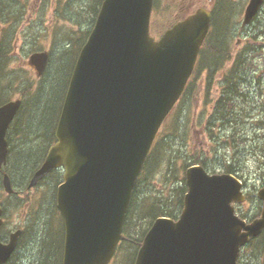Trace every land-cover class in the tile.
Wrapping results in <instances>:
<instances>
[{
    "label": "water",
    "instance_id": "1",
    "mask_svg": "<svg viewBox=\"0 0 264 264\" xmlns=\"http://www.w3.org/2000/svg\"><path fill=\"white\" fill-rule=\"evenodd\" d=\"M262 1L249 0L243 25ZM151 8L152 0L102 1L70 79L56 142L28 185L63 169L56 193L64 224L61 264L109 263L136 178L208 32L210 13L200 8L154 41L148 34ZM45 59L31 57V64L41 72ZM18 107V101L0 107V168L6 162L5 133ZM185 185L178 219L153 222L134 264H237L240 248L264 229V187L257 192L260 216L247 224L234 214L232 204L244 196L233 176L192 166ZM2 186L12 193L7 175ZM1 214L0 209V226ZM19 235L18 230L0 242V264L14 252Z\"/></svg>",
    "mask_w": 264,
    "mask_h": 264
},
{
    "label": "rangeland",
    "instance_id": "2",
    "mask_svg": "<svg viewBox=\"0 0 264 264\" xmlns=\"http://www.w3.org/2000/svg\"><path fill=\"white\" fill-rule=\"evenodd\" d=\"M0 2L7 6L25 7L23 19L18 20L15 31H8L6 35L5 31L0 30L1 35H4V40L7 37L6 49L8 53L7 66L4 70L0 69V91H5L4 95H7V99H15L24 90L27 103L23 116L27 115V117L23 119L22 116L18 128H20V132L29 131L28 134H31L37 128L39 130L44 123V119L42 120V117L38 116L37 113L41 111L43 105L49 103L51 92L56 89V83L62 75L61 73H47L43 83H39L40 80H37L35 73L30 72L32 69L27 66V59L34 46L47 45L49 41L43 38L37 40L36 36L30 33V31L34 32L35 29H29L26 34H22L25 29H20L24 26L29 27L26 24L27 18L35 7L40 5L51 6L46 10L49 13L50 22L55 27L53 33L61 31V37L65 38L64 35L69 32L66 28L69 22L75 24L76 31L91 28L94 19L92 9L97 1L0 0ZM229 2L232 6L230 25L225 34L224 30L218 34L223 36L224 45L228 44L227 49L233 58L243 54L249 59L250 66L245 70L242 81H240V88L244 92L249 90L251 99L246 98L244 100L240 97L236 99L234 117L237 122H232L223 131L215 130L218 140L210 139L202 126L207 117L208 107L214 92L211 93L210 90L208 101L204 96L196 94L191 99V103H186L184 107L182 104L177 106L172 117L164 123V126L167 123L170 125L169 130H165V127L162 128L161 137L164 132H174L173 127L174 124L178 123V119H180L179 133L181 137L178 142H174L177 139L166 138L165 152L158 153L159 142L156 144L157 153L156 150L155 153L152 152L153 155L149 164L135 186L133 212L136 211L135 208L139 207L141 199L145 196H151L153 199L162 198V195L167 193L166 187L174 183L171 180H166L169 170H171L172 176L181 178L180 168L199 158L207 171L213 174L224 172L226 164L231 165L233 163L237 167L234 170L241 176L243 192L246 195V200L243 203L236 204L237 213L250 219L261 209V203L257 199L256 193L264 185V157L263 153H259L257 145V142L261 141V128L258 122L264 117L262 108V101H264V6L253 23L242 28V15L248 0H229ZM211 5L212 0H158L152 17V34H162L168 26L183 15L199 7L210 8ZM55 11H58L59 14L56 15ZM45 12L40 13L41 17L44 16ZM51 35L54 38V35ZM247 46L251 50L249 55L245 51ZM47 47L45 46V48ZM52 82L53 84L50 86ZM245 108L250 113L246 120L244 118L247 114L242 115ZM236 124L238 125L236 126ZM233 128L235 130L238 128L239 131L233 135L234 141L232 142L226 137L232 135ZM16 130L17 127L13 126L9 131L8 139L14 146V150L9 154L8 163L4 170L11 177L16 194L7 196L3 192L0 172V203L5 209L4 225L0 231V236L5 237L16 229L22 230L19 248L10 264H53L54 259L57 258L56 253L58 255L56 247L59 240L57 231V219L59 217L55 210V188L58 180L53 175L48 182H44L39 188L26 190V179L40 159L39 156L30 151L31 147L34 146L33 144L17 142L22 141L19 138H24V135L21 137L19 132H15ZM170 137L172 138V136ZM168 142L171 150L167 147ZM234 154L237 155L233 156ZM174 202H176V198H174ZM173 205L175 204L171 206ZM143 211L145 209L139 208L136 213L140 214ZM175 213H177L176 210ZM146 224L147 221L136 224L138 227L135 228V231L138 234L143 232ZM133 235L136 236V232ZM125 249L126 246L122 244L119 255L117 251L110 264H132L134 252L125 251Z\"/></svg>",
    "mask_w": 264,
    "mask_h": 264
},
{
    "label": "trees",
    "instance_id": "3",
    "mask_svg": "<svg viewBox=\"0 0 264 264\" xmlns=\"http://www.w3.org/2000/svg\"><path fill=\"white\" fill-rule=\"evenodd\" d=\"M101 0H98V3H100ZM216 5H221L222 8H224L225 0H215ZM212 18H211V25H210V31L209 34L200 50L199 58L195 67V70L193 72V75L191 79L189 80L185 92L182 96V100L185 101L186 99H189L191 96H193L198 88L199 79L201 77L202 71H206V74L204 76L205 80V90L206 92L209 91V88L213 85V80L216 77V73H213L216 69H226L225 73H221V92H220V98L218 103L213 107L212 114L213 116H216L215 114L220 115L219 118V124L221 126H224L228 123V118L231 116L232 108H234L232 101L234 100V96L243 93V91L240 89V80L242 79L243 74L245 73V70L249 68L250 61L248 58H246L243 54H240L238 56L232 57L229 49H227L228 44L224 45V39L223 36H220L218 34L220 32V29H224V34L227 32L226 26H229V23L224 24L223 22H219L216 18V14L218 13L220 17H222V21L225 20L226 15L225 11L222 9L220 12L212 11ZM246 53L249 51V47L247 46V49L245 50ZM217 58V59H216ZM1 60V57H0ZM228 65V66H227ZM55 94V92H54ZM53 102L51 101L48 103V107H52ZM217 106V107H216ZM40 112L37 113L38 116H40ZM50 114V110L47 109L44 112V116H47V119L44 123H42V126H40L41 130H44V126L47 128L48 125V116ZM39 118V117H38ZM224 120V123H223ZM45 124V125H44ZM261 128H262V142L261 144L264 145V119L261 121ZM44 125V126H43ZM210 123H208L209 128ZM214 127V126H213ZM226 127V125L224 126ZM39 129V130H40ZM174 132L170 133L169 136L170 139H177L174 142H178L180 136L179 129L180 124H174ZM35 133H38V128L36 131L31 133V135H34ZM166 136L161 137L159 139L158 144V153H161V151H166ZM157 142V143H158ZM155 143L154 147V153L156 150L157 153V147ZM170 150L171 147L168 142L167 146ZM152 156V152L147 157L145 167L147 166V163L149 159ZM264 157V155H263ZM192 164L199 163V159L190 161ZM203 165V163L201 162ZM191 164H185L183 165L181 169V178H176L175 176H172L171 170H169V173L166 176V180H171L172 184L166 187L165 191L166 194L162 195V198L156 197L152 198L150 197H144L142 198V201L138 208H135L136 211L139 208L145 209L140 214H137L136 211H132V207L135 203L134 194L135 190L132 193L131 201H130V207L127 212V218L126 223L124 226V233L127 235V237L134 243L135 249H137L140 245L141 238L143 236V232L141 234H136L134 228L136 224H139L141 222H146L147 225H150L153 220H155L157 217L164 216L172 219H176L179 212L182 208V200L183 195L185 193V186H184V178H183V172L187 166ZM171 169V167H170ZM226 172L230 174H237V171L233 169L232 165H226L225 166ZM174 198H176V202H174ZM172 204H175L171 206ZM175 210L177 213H175ZM241 218H244L242 214H239ZM257 216V215H256ZM62 232V230H61ZM3 237L0 236V240H2ZM61 240V237H60ZM58 250V255L56 253L57 258L54 259L53 264H60V256H61V250L60 245L56 247V251ZM55 256V257H56Z\"/></svg>",
    "mask_w": 264,
    "mask_h": 264
},
{
    "label": "flooded vegetation",
    "instance_id": "4",
    "mask_svg": "<svg viewBox=\"0 0 264 264\" xmlns=\"http://www.w3.org/2000/svg\"><path fill=\"white\" fill-rule=\"evenodd\" d=\"M50 7L51 6H44V5L35 7V9L32 12H30V16L27 18L26 24L29 27L24 26L20 29V30L25 29L22 34H26L29 29H35L34 32L30 31V33L32 35H35L37 40L43 38V39H48L49 41L47 45H37L38 47L34 46L33 51L30 53L27 59V66H29L32 69L30 71L31 73H42L40 76L37 75V80L38 81L40 80L39 83H43V79L45 78L47 73H61L62 75V77L56 83V89L54 90L55 94L54 92H51V98L49 100V103L51 101L53 102L52 107L49 106V108H47L48 107V104H47V105H43L41 108L40 116L42 117V120L44 119V122L47 119V116H44V112L47 109L50 110V114L48 116V119H49L48 126L54 123L56 124L58 120L62 101H63L64 95H65V92L68 86L70 75L73 72L76 58L78 56L80 48L85 44L88 38V35L90 33V27L84 31L83 30L76 31L75 24L72 22H69L68 26L66 27L69 32H67L64 35L65 38L61 37L60 35L61 31L60 32L56 31L55 33H53L55 30V27L53 26L54 24L52 25V23L50 22L49 13L46 10ZM24 8H25L24 6H21V7L4 6V8H1L0 10V24H1L0 30L5 31L6 35L8 34V31L10 32L15 31L17 29L18 20L23 19V14L25 13ZM44 12H45L44 16L41 17V14H43ZM55 13L56 15L59 14L58 11H55ZM94 14H95V11L93 10V15ZM51 34L54 35V38L52 37ZM153 38L157 39V37L155 36H153ZM6 41H7V37L4 40V35H1L0 33V57H1L0 69L1 70H4L6 68L7 62H8ZM45 46H48V47L45 48ZM35 56H41V57L46 58V64L44 66L43 71L41 72L37 70L35 65H34L35 67L31 65V57H35ZM213 73H225V71L215 70L213 71ZM221 78L222 77L220 75L216 76L215 78L216 82L219 85L221 82ZM52 84L53 82L50 84V86ZM213 92H214V95L212 98V101H213L212 104L214 107L216 104L218 106L217 102L219 101V98H220L221 88L219 86H215L213 87ZM200 95L204 96L206 99L205 86H200L198 96ZM18 98L22 101V103H21V106L18 112L16 113L17 115L14 120H16L19 115L21 114L23 115V112H24V106H23L24 99L21 96ZM246 98L251 99V93H249V90H246L244 92L243 99L245 100ZM245 113L247 114L246 116H245ZM54 114H55V117H54ZM215 115H216L215 118L217 119V122L219 123L220 115L218 114H215ZM242 115L245 116L244 120L248 119L250 116L249 110H246V108L245 110L243 109ZM25 117H27V115H25ZM53 117L55 118L54 120H53ZM233 117H234V113H233ZM206 119L207 118H205V120ZM232 122H234L233 119L229 122L228 125H231ZM237 125L238 124H236V126ZM203 127H204V132L208 133V137L210 139H213L212 138L213 134L208 129H205V125ZM238 131H239L238 128H236V130L235 128H233L232 135H230V138H232V136ZM52 135L46 133L45 131L38 130V133L28 138V144L34 145L33 147H31L30 151L36 154L37 156L45 157L47 150L55 142V138L53 136L54 138V141H53ZM10 150L13 151L14 147H12L11 144H8V151ZM53 173H55L56 177L58 178V182L60 184L61 170L54 171ZM262 237L263 235L257 238L256 240L254 239L251 240L248 243V245L243 249V258H244L245 264H264V242H262V239H263Z\"/></svg>",
    "mask_w": 264,
    "mask_h": 264
},
{
    "label": "bare ground",
    "instance_id": "5",
    "mask_svg": "<svg viewBox=\"0 0 264 264\" xmlns=\"http://www.w3.org/2000/svg\"><path fill=\"white\" fill-rule=\"evenodd\" d=\"M261 28V27H260ZM217 59V58H216ZM226 72V71H225Z\"/></svg>",
    "mask_w": 264,
    "mask_h": 264
}]
</instances>
